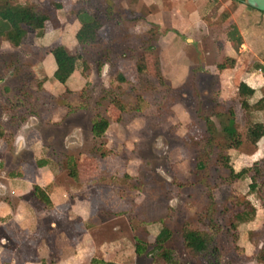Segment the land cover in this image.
<instances>
[{"label":"rangeland","instance_id":"374dc122","mask_svg":"<svg viewBox=\"0 0 264 264\" xmlns=\"http://www.w3.org/2000/svg\"><path fill=\"white\" fill-rule=\"evenodd\" d=\"M18 1L38 4L51 18L43 35L29 30L19 47L0 37V122L6 129L0 155L9 157L15 173H22L23 162L31 183L39 160L57 166L54 183L63 203L85 207L84 226L77 212H72L73 221L66 214L42 219V236L69 237L54 242L55 255L86 227L96 244L94 252L90 250V264H167L154 249L156 236L168 226L173 235L167 246L177 251L180 264H208L186 249L183 224L195 226L211 210L227 228L249 200L256 215L239 224L237 245L223 254V261L264 264L258 260L264 249V200L250 192L251 177L229 180V170L214 146L222 139L219 135L207 146L205 121L209 116L221 130L225 113L233 107L241 145L228 150L230 165L236 171L256 162L264 166V136L257 144L248 136L253 122L264 121V110L246 111L237 90L246 80L255 87L263 85L264 91V74L258 67L264 65V16L245 8L241 12L243 6L232 0H196L198 8L191 0H156L140 13L134 12V6L139 7L134 0H116L120 19L103 13L101 41L84 45L76 39L80 21L75 10L105 9L104 0ZM176 2L184 12L176 7L169 14L162 11ZM138 14L140 18H135ZM154 22L160 23L159 38L145 44ZM180 22L192 27L180 31ZM231 23L240 30L242 43L228 38ZM57 45L81 56L66 83L52 74L57 62L50 50ZM143 52L147 70L142 73L137 61ZM114 98L125 110L113 103ZM97 115L110 120L100 138L92 133ZM71 158L77 178L67 164ZM201 158L206 160L205 169L198 166ZM25 198L37 208L47 206L32 192ZM226 234L220 237L224 245L230 242ZM137 239L147 244L142 254L135 251ZM7 244L32 250L28 242Z\"/></svg>","mask_w":264,"mask_h":264},{"label":"trees","instance_id":"16d2710c","mask_svg":"<svg viewBox=\"0 0 264 264\" xmlns=\"http://www.w3.org/2000/svg\"><path fill=\"white\" fill-rule=\"evenodd\" d=\"M104 1L105 9L96 8L91 11L80 7L75 10V14L80 21V28L76 33V39L79 43L93 45L101 41L100 30L104 24L101 15L103 13L115 15L120 19V14L117 13V11L115 12L114 2L112 0ZM232 1L234 3L242 2L241 0ZM55 5L57 8L61 7V3H55ZM134 17L140 18V15L138 14ZM50 18V14L43 10L38 4L30 2L22 3L18 0H0V37L11 45L19 47L25 42L29 30H35L39 35H43L46 21ZM147 34L148 36L145 39V44L151 43L152 45L159 38V25L153 23ZM228 38L236 43L243 42L237 25H230L228 29ZM50 52L54 55L57 62V68L53 74L54 78L59 82L66 83L72 73L76 70L81 56L71 53L64 45H57L53 47ZM137 62V70L142 73L145 72L147 70V64L144 52L141 53ZM221 67L223 68L224 66ZM258 67L262 69L264 74V65L258 63ZM119 76L121 81L125 80L123 75L119 74ZM238 95L240 96L241 104L246 111L252 112L254 109L258 111L264 110V91L263 95L260 98H257L256 89L249 86L245 81H241L238 85ZM139 98L142 97L140 96ZM113 103L118 108L125 110V105L119 99L114 98ZM219 114L222 117L224 116V113ZM225 115L226 118L221 124V130L217 128L209 116L205 118L209 134L206 142L207 146L215 144V140L220 135L222 141L216 143L214 146L218 150L220 163L229 170V180L235 181L251 177L252 182L250 183V192L264 200V166L256 162L252 167H245L236 171L233 166L230 165L228 150L241 145V135L236 126V113L234 108L231 107ZM109 125L110 120L108 117L97 115L92 123V133L94 137L100 138L104 136ZM5 133L6 129L0 122V138H3ZM248 136L252 143L257 144L264 136V121L258 120L253 122L248 130ZM101 154L102 156H105L107 151L103 150ZM71 160L72 158L67 161L68 165ZM45 162L46 161H40V165L45 164ZM69 166L72 168L71 175L74 178H77L78 174L75 169V164L73 163ZM198 166L201 169H205L206 160L201 158L198 162ZM33 193L38 200L47 205L51 204L49 195L41 186L37 184L34 185ZM244 207V209L234 214L232 220L227 226L228 230H225L227 228L222 226L215 213L211 210H207L199 218L195 226L190 222H185L182 226L181 235L183 243L189 253L195 256L204 257L208 264H231L230 262L223 261V254L232 250V245H237L239 224L253 220L257 212L256 207L252 205L249 200ZM224 232H227L228 234ZM224 234L230 239L228 245H224L220 241V237ZM172 235V230L168 226H163L156 236L154 250L159 253L161 258L167 264H180L177 251L167 246ZM146 245L147 244L143 240L137 239L135 251L138 254L144 253ZM258 260L264 262V249L260 252Z\"/></svg>","mask_w":264,"mask_h":264},{"label":"crops","instance_id":"0c3cea01","mask_svg":"<svg viewBox=\"0 0 264 264\" xmlns=\"http://www.w3.org/2000/svg\"><path fill=\"white\" fill-rule=\"evenodd\" d=\"M112 1L115 5L116 0ZM191 1L195 3L197 8L199 7L196 0ZM153 2H156V0H134V4L136 3V5H139L138 8H135L134 6V12L140 13L144 6L149 7ZM214 2L219 3L220 0H214ZM241 3L237 4V6H243L240 7L241 12L244 10V8L250 13H253V10H256L250 8L244 3V5H242ZM207 5L211 6V4L209 5V3ZM175 7L177 11L184 12L181 5L177 6V2L174 6L168 9L162 8V11L164 13L168 12L167 14H169L172 12V9L173 11H175ZM255 12L257 14L255 16H264L263 12L261 11L256 10ZM196 13L198 14L197 10ZM192 16L193 14H190V16L188 17L192 18ZM154 23L160 26L159 22ZM232 24L234 23H231L230 25ZM230 25H228V27H230ZM191 27L192 24L190 26H187L186 23L180 22L178 28H180V31H182L183 29L186 31ZM244 45L246 46V44ZM56 68L57 63L56 67L53 69L52 74H54ZM244 81L249 86L256 89L257 98H260L263 95V85L255 87L251 85L250 82L246 80ZM8 159L9 157H3V155H0V230L3 233L2 238H0V264H82L85 260L87 261V264H90V259L93 254H91V252H94L96 244L94 236L91 235L86 227L84 229L82 227L79 228L77 238H70L69 243H67L65 247H58L57 255H55V251H52V249L56 247L55 243L66 242L69 238L68 235L58 234V236H55V239L54 237H49V239L42 236L40 233V231H42L44 227L43 224L45 223V221H43L42 219H44V217H46L47 215L54 216L58 219V217L62 214H66L67 219L72 220L74 218L72 212H77L76 215L82 218L81 223L83 224V226L86 224V220H88L87 217H85V207L79 204L77 205L76 203L72 206L70 205L69 207H67L68 205L63 203L61 192L58 189L60 187H58L54 183L56 182L55 180L57 179V176H59V168L57 166H52L51 164H49L46 159L45 164L40 165V161L42 162L44 160H39L38 167L35 168L34 171V180H32L31 183V180H28L29 178L27 177L24 163H19L22 173L18 174L9 168ZM36 184L45 189L51 199V204L47 205L44 203L45 205H47V208H37L35 203H32L30 200L25 198L27 194L31 192L34 195L33 188ZM62 195H66V192H64ZM69 208L71 210H67ZM51 226L54 227L56 225L54 222H51ZM12 228L20 230V233H14L11 230ZM23 231H25L24 233H26V235L21 234L23 233ZM4 234H6V236L8 237H5ZM27 236H33V239H27ZM9 241H15V243L18 242L19 244L28 242L29 246H32V250L27 251L26 249L22 248H13L7 244ZM103 245L105 246V244ZM65 250L68 251L67 255L66 253L64 254Z\"/></svg>","mask_w":264,"mask_h":264},{"label":"water","instance_id":"95a60500","mask_svg":"<svg viewBox=\"0 0 264 264\" xmlns=\"http://www.w3.org/2000/svg\"><path fill=\"white\" fill-rule=\"evenodd\" d=\"M244 4L264 12V0H241Z\"/></svg>","mask_w":264,"mask_h":264}]
</instances>
